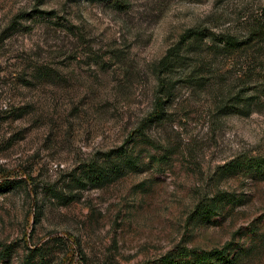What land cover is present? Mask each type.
Instances as JSON below:
<instances>
[{"label":"rangeland","instance_id":"1","mask_svg":"<svg viewBox=\"0 0 264 264\" xmlns=\"http://www.w3.org/2000/svg\"><path fill=\"white\" fill-rule=\"evenodd\" d=\"M262 8L0 0V264L31 250L33 264H193L180 252L227 246L209 264H264V169H226L264 158V106L224 108L244 88L245 59L213 56L208 37L182 46L165 113L139 132L169 49L192 29L245 37ZM120 148L137 167L84 188L85 172L110 171ZM219 193L217 214L198 212Z\"/></svg>","mask_w":264,"mask_h":264},{"label":"trees","instance_id":"2","mask_svg":"<svg viewBox=\"0 0 264 264\" xmlns=\"http://www.w3.org/2000/svg\"><path fill=\"white\" fill-rule=\"evenodd\" d=\"M207 37L212 43V45L207 47V49L213 56H238L241 59H245V65L248 64L247 66H250L249 70L242 68L241 71V74L243 73L246 79V81L243 82L244 88L235 97H231L229 99V103L234 105H225L224 108L230 107L232 113L248 116L255 112L260 106H264V67L262 65L260 66L259 62L260 59H262V63H264V8H262L261 15L258 20H255L250 25L249 33L245 37H240L230 33L221 35L210 33L205 35L204 30L192 29L187 31L182 36L179 44L169 49L167 54L161 59L156 67L158 76V91L156 94L154 112L149 120L147 119L143 122L139 130L140 133H143L147 124L160 120L162 115L165 113V105L173 96V84H171L172 82L169 80L170 74L175 68L182 65V46L187 45L191 41L195 42ZM252 64H254L253 67ZM256 67H259V69L262 70V73H257ZM236 105L241 107H237ZM113 155H115V160H112L110 171L109 168H106L107 165H102L94 167V169L89 170L88 173L85 172L84 177L87 179V184H84V188H87L89 185H97L98 183L106 185L103 183L110 182L113 173L115 178L120 177L123 171L135 169L138 165L136 158H134V156L129 154L127 151H124V148H120L113 152L108 156L109 159L112 158ZM243 165H246L247 169L260 171L264 169V158L248 160L245 161V163L243 161H235L227 165L226 169L230 172H234L241 169ZM73 180L76 179L74 178ZM79 180L81 181L80 183H83V179L79 178ZM227 197L228 194L226 193L217 194L210 203L200 205L198 212L205 215L217 214L216 211L220 205L224 204ZM228 248L229 247L227 246L222 251L202 252L201 254H198L197 251L184 250L180 252V255L184 259L192 257L190 260L191 262L188 263L209 264L213 262L216 255H223L226 253ZM8 254V251L2 253L0 255V261L6 260L9 256ZM34 257L35 251L31 250L22 264H33ZM218 262L219 260L215 263L217 264ZM225 263L228 264L230 262L225 260Z\"/></svg>","mask_w":264,"mask_h":264}]
</instances>
